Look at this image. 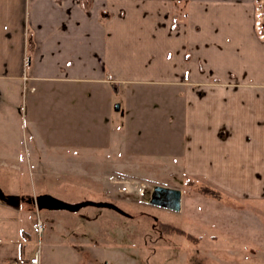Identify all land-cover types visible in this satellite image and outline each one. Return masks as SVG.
Here are the masks:
<instances>
[{
  "label": "crops",
  "instance_id": "crops-1",
  "mask_svg": "<svg viewBox=\"0 0 264 264\" xmlns=\"http://www.w3.org/2000/svg\"><path fill=\"white\" fill-rule=\"evenodd\" d=\"M19 94L32 141L76 137L88 162L181 179L162 186L180 191L166 244L239 237L244 264L264 260V0H0L3 116ZM139 126L161 129L159 155L150 137L132 150Z\"/></svg>",
  "mask_w": 264,
  "mask_h": 264
},
{
  "label": "rangeland",
  "instance_id": "rangeland-1",
  "mask_svg": "<svg viewBox=\"0 0 264 264\" xmlns=\"http://www.w3.org/2000/svg\"><path fill=\"white\" fill-rule=\"evenodd\" d=\"M18 96L20 99H15L8 116L0 113V136L2 129L9 130L7 141L0 137V190L11 196L49 195L68 204L110 202L131 217L93 206L69 212L39 210L25 202L13 208L0 201V264L12 261L13 264H29L36 250L41 264H194L196 259L204 264H244L240 260L239 246L243 241L239 237H220L216 244H211L208 239L199 241L194 237H179L173 232L168 234L170 243H165L160 223L163 219L176 223L178 216L151 205L149 200L153 187L179 185L181 179H176L174 174L161 173L159 169L148 173L130 169L118 172L113 165L117 159L126 161L123 156L115 159L102 155L97 161L88 158V162L76 150L78 145L87 143L76 137L70 141L62 134L51 142L44 135L43 141H32L28 134V111L25 113L22 95ZM118 104L117 101L113 105V110L122 118L123 113L116 111ZM4 109L5 106H0L1 112ZM49 122L39 120L38 126L42 123L46 126ZM141 126L137 128L139 135H135L137 140L132 143V150L146 153L144 141L150 137L152 152L159 155L163 141L161 129L149 135L144 134ZM171 136L170 133L166 135L169 141ZM97 143L105 147L109 144L104 138ZM80 146L82 153L85 152V146ZM195 186L190 196L205 194V190ZM21 231L29 235V243H22L26 240ZM16 240L23 244L21 252ZM206 246H214L213 252L202 249ZM257 262L264 264L260 257Z\"/></svg>",
  "mask_w": 264,
  "mask_h": 264
},
{
  "label": "water",
  "instance_id": "water-1",
  "mask_svg": "<svg viewBox=\"0 0 264 264\" xmlns=\"http://www.w3.org/2000/svg\"><path fill=\"white\" fill-rule=\"evenodd\" d=\"M0 201L13 208H19L21 203H27L33 205L37 209L48 210H65L69 212H77L85 206H93L99 208H107L117 212L125 217H131L124 210L117 205L110 202H92L84 201L77 204H68L53 198L49 195H41L36 197H24V196H11L5 195L0 190ZM151 205L166 208L172 211H179L180 208V191L171 188H163L155 186L152 189L151 197L149 200Z\"/></svg>",
  "mask_w": 264,
  "mask_h": 264
},
{
  "label": "built area",
  "instance_id": "built-area-1",
  "mask_svg": "<svg viewBox=\"0 0 264 264\" xmlns=\"http://www.w3.org/2000/svg\"><path fill=\"white\" fill-rule=\"evenodd\" d=\"M38 229H41L40 223L38 222ZM29 264H40L39 261V251L36 250L33 254V256L29 259Z\"/></svg>",
  "mask_w": 264,
  "mask_h": 264
},
{
  "label": "trees",
  "instance_id": "trees-1",
  "mask_svg": "<svg viewBox=\"0 0 264 264\" xmlns=\"http://www.w3.org/2000/svg\"><path fill=\"white\" fill-rule=\"evenodd\" d=\"M21 234L24 235L25 233H23V232L21 231ZM21 246H22V245L19 246V251H20V252H21V250H22V247H21Z\"/></svg>",
  "mask_w": 264,
  "mask_h": 264
}]
</instances>
